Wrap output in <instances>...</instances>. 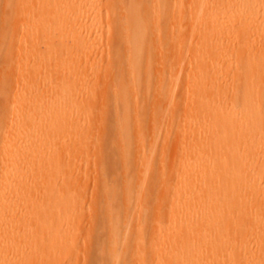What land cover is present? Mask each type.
I'll return each instance as SVG.
<instances>
[{"label": "bare ground", "instance_id": "6f19581e", "mask_svg": "<svg viewBox=\"0 0 264 264\" xmlns=\"http://www.w3.org/2000/svg\"><path fill=\"white\" fill-rule=\"evenodd\" d=\"M32 1L38 161L0 178V264H264V0Z\"/></svg>", "mask_w": 264, "mask_h": 264}, {"label": "rangeland", "instance_id": "374dc122", "mask_svg": "<svg viewBox=\"0 0 264 264\" xmlns=\"http://www.w3.org/2000/svg\"><path fill=\"white\" fill-rule=\"evenodd\" d=\"M28 1L29 0H0L1 179L4 176L10 177V179L16 178L18 180L31 179L36 173L34 166L38 161V146L36 139L38 134L37 121L43 83H41L42 78L39 73L40 58L38 54V37L36 36V7L34 6V1L27 3ZM104 15L105 13L102 15L103 24L100 27L102 29H106L108 26L107 19ZM107 42L108 39L105 34L99 45L106 47ZM99 45L95 47L97 48ZM57 61L59 60L54 59L53 62ZM99 63L100 61L97 57L90 60L87 73L81 76L84 80L81 81L82 86L77 91L78 93L76 96H78V98H83L87 94L89 95V93L95 94L97 98L105 95L104 79H95V75L93 74L99 72V69L101 70L102 64ZM158 66L160 67V64L157 65V68H159ZM187 71L183 80V88H185L191 80L189 68ZM148 91L152 92L153 88L148 89ZM143 94L144 93H141V95ZM141 101L144 100L141 99ZM97 139L98 137L94 133L90 137V142L87 141L89 145H84L83 148L87 151L90 149L91 151L94 146H96ZM172 139L173 138H171V140ZM172 142L173 141H170L171 145L168 150L172 149L169 151L167 150L169 152L168 156H166L167 154L165 155V160H167L165 161L166 171L168 172L171 170L170 166L172 163L170 162H172L173 156L175 155ZM173 143H175V140ZM158 146V143L154 146L155 150ZM91 153L93 154V152ZM91 153L90 155H92ZM103 163L110 173V168L108 167L109 157L106 153L103 154ZM91 166L93 165L91 164ZM94 175H96L95 170L93 167H89V169L83 168L82 171L77 172L72 178L73 187L80 184L83 179L89 182V186L86 189L88 196L86 195L85 198L83 197V200L85 199L86 201L85 206L87 208L92 205L91 197L94 189ZM75 230L79 233V241L82 245L85 241V233L87 235V221L83 222L81 226L77 225ZM91 260L92 257L86 264H90L89 262H91ZM81 261L83 262V260Z\"/></svg>", "mask_w": 264, "mask_h": 264}]
</instances>
